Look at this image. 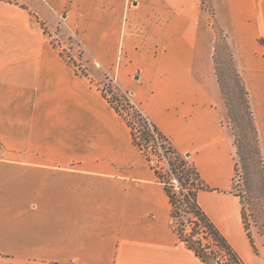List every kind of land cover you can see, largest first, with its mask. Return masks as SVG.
<instances>
[{"label":"crops","instance_id":"obj_1","mask_svg":"<svg viewBox=\"0 0 264 264\" xmlns=\"http://www.w3.org/2000/svg\"><path fill=\"white\" fill-rule=\"evenodd\" d=\"M208 2L211 13L204 0H0V264H211L179 238L124 119L54 44L58 18L196 166L212 188L198 202L244 262L264 264L233 192L214 60L219 28L264 160V0Z\"/></svg>","mask_w":264,"mask_h":264},{"label":"trees","instance_id":"obj_2","mask_svg":"<svg viewBox=\"0 0 264 264\" xmlns=\"http://www.w3.org/2000/svg\"><path fill=\"white\" fill-rule=\"evenodd\" d=\"M45 31L47 32L46 28ZM224 36L226 35L224 34ZM228 50L233 66V72L240 83L244 94L245 111L249 119L250 129L254 133L253 139L255 153L258 156L264 172V160L259 144L258 130L254 122L253 112L250 105L249 93L236 68L234 56L229 49V46ZM214 60L216 63V75L220 89L222 94H225L223 79L219 68L217 67L218 62L216 52L214 54ZM78 74L87 76L84 72H78ZM110 89L113 88L110 87ZM101 92L116 112L124 119L130 128L132 143L146 156L152 169L156 173V176L164 184L165 190L170 199L171 213L174 218L175 230L179 238L204 262H209L212 257L216 264H246L239 253L234 249L227 238L200 206L198 202V192L200 190H210L212 188L202 180L196 166L176 150L170 138L159 130L139 105L132 101L128 96V92L123 90L116 94L114 92L111 97L107 95L105 90H101ZM129 112H131L132 115ZM231 127L235 134L237 155L240 157L246 168V156L243 152V145L239 139L240 135L234 125ZM153 147H156V151L159 150L162 157L165 159L168 165L166 171H163L161 167L155 164V161L152 158V153L154 154ZM238 168L239 161L236 162V177L238 175ZM175 178H178L181 185V190L179 191L175 189V183H173ZM183 181H185V184ZM233 192L242 200V196L239 193L234 190ZM183 213L190 216V222L193 224L191 230H188L185 227L184 221L182 220ZM243 220L246 225L244 209ZM200 230H203L205 234L204 237L199 236ZM249 237L253 243V238L250 234Z\"/></svg>","mask_w":264,"mask_h":264},{"label":"rangeland","instance_id":"obj_3","mask_svg":"<svg viewBox=\"0 0 264 264\" xmlns=\"http://www.w3.org/2000/svg\"><path fill=\"white\" fill-rule=\"evenodd\" d=\"M204 7L207 11L210 10L209 12L211 13L212 9L208 0H204ZM57 20V28L55 30L56 33L54 34L55 36L53 39L54 44L60 48L64 56L74 65L76 71L79 73H86L99 89L105 90L109 97H111L114 92L115 94L120 93L122 89L117 86L113 73L107 69H103L100 65H97L93 56L87 51L80 38L74 34L72 30H70L68 24L60 18ZM38 21L43 28H46L43 21ZM216 30L217 67L219 68L224 83L225 94L222 95L226 105L227 122L230 126L234 125L240 135L239 139L243 145V152L246 156L247 164L245 168L240 157L236 155V159L239 161V168L233 190L242 196L245 222L249 234L252 238H254L255 235L264 237L263 167L259 162L257 154L255 153L253 139L254 133L250 129L249 119L245 111V99L242 87L233 72V66L228 50V39L224 36V32L221 29L216 28ZM86 63H90L92 69L95 68L100 70V72L102 71L103 75L101 80L95 81L94 76L90 75L88 67L85 65ZM110 87L113 89H110ZM129 113L131 114V112ZM156 150V147H153L154 154L152 153V158L154 159L156 165L161 167L163 171H166L168 165L159 150ZM183 182L185 184V181ZM173 183H175L176 190H181L178 178H175ZM189 217L190 216L188 214L183 213L182 220L184 221L186 229L191 230L193 224L190 222ZM199 236H205L203 230H200ZM210 262L211 264H216L212 257L210 258Z\"/></svg>","mask_w":264,"mask_h":264},{"label":"built area","instance_id":"obj_4","mask_svg":"<svg viewBox=\"0 0 264 264\" xmlns=\"http://www.w3.org/2000/svg\"><path fill=\"white\" fill-rule=\"evenodd\" d=\"M128 96L131 98V95H130V93L128 92Z\"/></svg>","mask_w":264,"mask_h":264}]
</instances>
